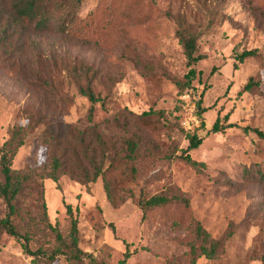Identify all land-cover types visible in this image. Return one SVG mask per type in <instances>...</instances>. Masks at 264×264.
<instances>
[{"label": "rangeland", "instance_id": "374dc122", "mask_svg": "<svg viewBox=\"0 0 264 264\" xmlns=\"http://www.w3.org/2000/svg\"><path fill=\"white\" fill-rule=\"evenodd\" d=\"M107 2L83 0L77 15L96 14ZM7 6L9 0H0V9ZM133 9L129 8L133 20L97 23L90 43L20 26L11 39H0V144L10 128L25 125L28 112L51 103L35 87L48 76L54 79L58 99L63 98L56 100L57 105L66 108L61 120L83 127L90 103L69 86L64 68L84 63L99 72L101 84L95 89L108 96L107 111L95 105V121L122 109L135 114L161 111L164 116L159 120L154 116L157 127L145 135L161 154L175 157L145 159L138 180L131 185L133 193L144 186L149 193L185 197L189 202L185 207L172 199L170 205L154 208L143 218L133 199L112 206L101 178L87 185L65 175L57 183L44 179L50 223L67 236L65 205L76 210L83 237L80 249L86 255L80 261H68L62 255L53 264H90L87 256L114 263L122 257L125 243L131 251L126 264H192V246L197 255L193 264H264V183L255 172L264 170V140L240 128L264 131V67L256 57L235 60L245 50L264 55V0H139ZM175 15H183L202 30L195 79L182 88L187 65L174 35L171 16ZM251 76L258 85L250 92H240ZM198 100L207 108L202 114L207 125L217 115L222 118L229 112L228 122L237 126L206 135L189 152L200 162L192 165L177 156L188 144L186 134L201 132ZM161 122L168 126L158 124ZM40 133L41 127H35L16 148L11 158L13 169L32 168L43 160ZM32 203L31 196L25 198V207ZM193 219L210 240L223 239V247L213 258L199 255V242L186 232ZM35 242L48 250L59 247L58 241L45 235L36 237ZM102 245L110 249L108 258L106 249L99 250ZM38 260L25 254L10 236L0 237V264H48Z\"/></svg>", "mask_w": 264, "mask_h": 264}, {"label": "trees", "instance_id": "16d2710c", "mask_svg": "<svg viewBox=\"0 0 264 264\" xmlns=\"http://www.w3.org/2000/svg\"><path fill=\"white\" fill-rule=\"evenodd\" d=\"M138 1L108 0L107 4L95 11L96 14L89 12L84 18H79L77 12L83 0H9V6L0 9V39H11L16 27L20 26L32 28L36 33L55 32L72 36L79 43H90L91 33L97 23L104 21L105 25H109L132 19L133 12H129V8L133 7L135 11V4ZM262 14L264 16V13ZM171 17L175 23L174 35L181 45L187 65L185 81L180 86L182 88L191 85L195 79L194 63L201 58L197 42L202 30L187 22L183 15ZM247 57L258 58L264 67V55L257 53L256 50H245L237 55L235 60L242 62ZM236 67L237 64L234 63V68ZM64 70L70 79L69 86L90 103L85 125L80 127L75 123L61 120L66 108L57 105L56 100L63 98L58 99L54 79L48 76L46 82H42L43 84L37 82L35 87L45 95V100H52L51 103L39 108V111L28 112L25 116V125L10 128L8 137L0 144V203L3 208L0 214V237L3 234L10 236L25 254L48 264L57 263L62 255H65L68 261H80L86 255L80 249L83 237L76 210L73 212L69 204L65 205V215L69 221L67 236L61 234L57 225L50 223L43 195L44 179H51L57 183L58 179L65 175L75 182L87 185L101 178L107 201L112 206L133 199L142 211L143 218L146 212L154 208L170 205L174 202L172 199L189 207L188 199L185 197L152 194L144 186H138L135 194L132 190L131 185L138 180L139 168L145 159L154 160L161 157L171 160L175 157L171 153L161 154L145 135V132L157 127L152 118L157 116L156 119L159 120V117L163 116L162 112L147 110L135 114L122 109L95 121V105L99 104L103 111H107L108 100L107 94L103 96L101 91L95 89L101 84L99 72L84 63H74L71 69L65 67ZM257 85L258 82L251 76L241 86L240 92H250ZM201 94L202 92L199 96ZM196 105L201 132L187 133L188 144L177 156L192 165H200V162L193 160L189 152L197 148L206 135L237 126L228 122L229 112L222 118L217 115L213 123L207 125L202 116L207 108L200 106L199 100ZM158 124L168 126L165 122ZM38 126L41 127L40 143L44 147L43 160L32 168L13 169L11 167L13 153L26 142L29 133ZM240 128L244 133H252L264 140V131L259 128L249 126ZM255 172L264 183V170L260 168ZM28 196L32 197L33 203L25 207V198ZM109 226L113 231V224L109 223ZM186 232L199 242V255L213 258L223 247V239L210 240L206 230L194 219L186 225ZM40 235L58 241L59 247L48 250L44 246H37L36 237ZM194 248V246L191 248L192 264L194 256H197ZM103 249H106L108 258L110 249L106 245L99 247V250ZM130 255L129 245L125 243L122 257L114 263H109L104 257L100 259L87 257L90 258V264H126ZM262 261L264 263V259Z\"/></svg>", "mask_w": 264, "mask_h": 264}]
</instances>
